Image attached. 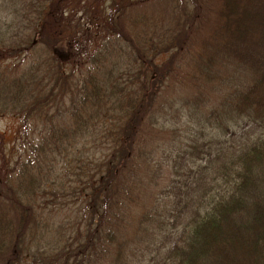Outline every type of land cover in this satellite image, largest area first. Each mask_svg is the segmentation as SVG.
<instances>
[{"label":"trees","instance_id":"trees-1","mask_svg":"<svg viewBox=\"0 0 264 264\" xmlns=\"http://www.w3.org/2000/svg\"><path fill=\"white\" fill-rule=\"evenodd\" d=\"M80 1L32 2L24 38L0 42V116L22 121L18 156L0 160V264H135L134 223L154 231L139 264H264V0H217L195 57L193 21L163 36L117 6L67 17ZM174 56L206 91L168 170L146 143L169 120Z\"/></svg>","mask_w":264,"mask_h":264},{"label":"rangeland","instance_id":"rangeland-1","mask_svg":"<svg viewBox=\"0 0 264 264\" xmlns=\"http://www.w3.org/2000/svg\"><path fill=\"white\" fill-rule=\"evenodd\" d=\"M88 1H80L76 6V12L74 2V15L71 12L72 15L67 17H74L75 20L83 18L82 16H84V13L89 15L91 10H94L97 15H101L108 12L113 6H117L124 8L127 13L138 12L146 14L150 22L147 26V30L150 32L161 33L163 36L172 34L170 32L172 31L170 27L173 29L183 26L187 27L189 26V23L192 21L194 22L193 14L196 9L199 11L200 16L195 19V23L192 22L195 31L191 36V42L194 41V43L190 49V51L194 54V57L201 51V41L206 36L205 34H207V32L215 26L216 16L214 10L218 6L217 0H97V3H102V1L103 3L101 4V9H96L91 7L92 3L90 2H92V0ZM32 2L35 3L36 0H0V42L4 40L7 41L6 45H10L12 39L13 42L18 40L19 43L20 38H24L25 31L28 27L34 25L35 18L31 19L33 17V12L35 11V8L31 6ZM122 2L125 5L122 4ZM180 15H182L181 18H178ZM80 23L82 24L83 20H81ZM72 26L73 25L70 27ZM96 26L98 25H94L93 27L96 29ZM182 38L183 34H180L178 39H180L181 42ZM181 42L179 43L181 44ZM166 44L168 46V43ZM19 60L20 58L18 61ZM160 60L163 63L168 61V55L162 57ZM12 61L15 62L16 60L6 61L2 64L11 63ZM169 66L171 67L170 69L179 67L176 74L171 76L172 79L176 80L174 87L176 90L167 91L164 94H167L169 102L172 105L171 108H167L169 120L164 122L162 126L158 124L157 127L152 129L153 132L150 131L152 137L151 140H149L148 137V144L144 141L147 146L146 150L153 153L155 160L163 161L167 157L168 170L170 169L173 161L178 159L180 153L183 152L184 146L186 148L187 144L191 141V139H189L190 135L192 134V131L194 133L197 128L195 124V116L199 115L198 113L197 115H192L194 110L192 105L197 104H193L192 102L199 98V93H202L203 90L206 91L204 86L200 85L201 81L190 82L192 75L197 74L193 71V63L187 59H183L181 56H174V59L169 63ZM196 78H198V76H196ZM183 81L186 82L185 85ZM209 96H212L210 97L212 101H210L209 104L214 105L219 99V92L216 91L214 94H210ZM203 110L204 107L200 106L198 111ZM21 122V119L15 115L0 116V134L2 136L0 139V160L2 159L3 153L9 154L12 157V161L18 156L21 142L19 139ZM222 140L226 141V147L233 145L231 138L227 137V135L224 136ZM167 177L168 175H166V178ZM151 191L153 193H157L159 191V187L158 190L152 188L148 190V188H146L143 191V196L148 197L151 195ZM139 204L141 205V203ZM67 207H70V205ZM69 209V214H71L72 217L77 216V214L81 216L82 214V209L76 205H72ZM78 209L80 211H78ZM140 212L141 208L138 206H131L129 210V213L133 216L139 215ZM134 225L135 223L131 228L133 229L132 231L131 229H129L130 231L128 230V235H133L134 231L135 234L140 235L142 240H144L154 234V231L149 230L147 223H142L140 225L141 227H139L138 223H136L135 226ZM141 241H133L131 248L128 250V252L133 250L137 259H139V251L137 247L138 243H141ZM141 248H143V244L141 245ZM132 258L133 259L131 260H133L135 264H139L135 256ZM148 258L149 256H146L145 258L140 257V259L143 260Z\"/></svg>","mask_w":264,"mask_h":264}]
</instances>
